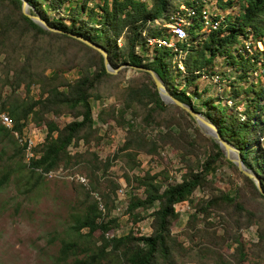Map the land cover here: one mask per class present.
<instances>
[{"label": "trees", "instance_id": "16d2710c", "mask_svg": "<svg viewBox=\"0 0 264 264\" xmlns=\"http://www.w3.org/2000/svg\"><path fill=\"white\" fill-rule=\"evenodd\" d=\"M26 1L30 11L39 13L48 25L60 29H46L34 22L21 11V0H0V53H4L6 61L5 80L13 87L23 83L27 92L33 83H39L41 88L38 98L20 100L8 97L0 104V111L7 112L13 121L11 128L0 124V130L13 141L15 152L21 157L23 147L17 144L12 130L21 132L29 117L36 124L43 121L46 125L43 140L34 147L38 155L29 164H21L29 175L35 177L36 181L43 177L44 171L62 166L74 172L77 165L81 164L89 178L90 190L100 191L102 174L99 172L105 174L111 164L110 159L99 160L94 151H70L72 144L79 140L88 143L97 131L90 98L100 97L95 92L97 86L119 73L107 71L101 53L71 34L79 35L101 46L113 67L125 63L153 69L173 96L191 106L193 102L189 87L193 85L192 95L201 99V104L206 106L204 111L199 112L217 126L224 139L239 149L243 163L259 179L262 189L261 192L253 179L240 171L244 185L250 188L246 199L239 190L233 195L219 189L201 202L194 203L195 209L188 216V227L196 230L194 223L198 213L205 219L214 209L224 210L227 216H222V220L228 224L226 235L217 237L214 231L207 234L209 244L198 249V257L211 254L214 264H240L244 261L264 264V83L255 87L254 81L248 80L255 69V62L264 67V0H216L222 9L236 2L239 10L231 19L220 13L212 14L211 19L217 24L215 27L207 26L202 38L198 34L204 26L201 12L203 0H92L90 7H87V3L91 0H81L70 6L66 14L68 22L59 15V10L72 0ZM181 5L183 8H180ZM190 8L194 13L187 15ZM40 9H44L45 13L42 14ZM48 10L57 11L58 14L49 16ZM82 14L86 17L83 18ZM176 14L188 20L185 25L187 38L175 41L176 50L159 43L150 45L147 39L151 37L169 40L171 33L162 24L172 21ZM44 36H59L85 48L87 56L80 63L81 72L77 78L68 81L61 75L63 69L68 70L73 64L57 66L51 76L45 75L43 67L38 66L39 57L46 58L52 43L47 39L42 41ZM119 38L120 43L117 41ZM245 40L255 45V52L249 53L245 48ZM257 41L261 42L262 48L257 46ZM150 46L152 51L148 52ZM216 57L225 58V63L232 65L236 72L230 81L234 87L229 97L234 99L231 106L228 103H216L212 97H202L203 91L199 92L195 83L200 76L215 74L217 70L213 67ZM178 61L182 62L184 69L179 67ZM9 71L12 72L10 77ZM173 74L181 75L183 81H174ZM237 79L250 82L243 92L251 91L252 95H247L245 100L236 99L242 93L235 84ZM121 98V107H101L97 112V118L102 123L111 118L118 124H127L125 140L113 158L124 156V161L132 168L138 164L135 160L138 152L158 153L157 150L169 142L174 149L181 150L179 158L186 164L183 166L185 171L180 181L167 184L156 179L159 173L151 174L149 171L135 176L132 185L128 179L129 185L134 189L142 188L144 195H130L126 212L135 222L142 218L137 209L152 208L149 234L136 235L129 230L107 237L105 234L117 226V217L103 213L98 201L86 189L81 207L71 215L67 233L60 238L50 264H176L178 256L186 255L194 248H185L170 233L171 224L178 216L174 204L188 200L196 188L212 182L213 179L207 176L223 160L236 169L224 158L218 144L203 135L198 128H195L198 138L209 146L202 151V159L198 155L200 145H194L195 140L190 139L183 129L177 135L162 131L155 137H147L144 127L133 123V119L130 121L125 118L127 113L135 118L143 111V125L151 126L155 118H159L157 114L168 110L169 105L160 99L148 72L141 71V76L130 77L121 90ZM243 101L246 102L240 112L236 106ZM171 105L192 118L178 105ZM49 112H68L72 118L61 125L44 117ZM164 121H169L168 115ZM86 154L88 158L84 157ZM191 154L193 157L188 158L187 155ZM13 171L14 168L9 166L0 172V185L9 181ZM109 182L114 188L118 186L114 181ZM105 205L107 210V202ZM207 224L212 223L208 221ZM251 224L255 226L256 240L245 241L238 230ZM95 231H99L98 234ZM196 232H190V239ZM228 239L234 245L230 258L221 251Z\"/></svg>", "mask_w": 264, "mask_h": 264}, {"label": "rangeland", "instance_id": "374dc122", "mask_svg": "<svg viewBox=\"0 0 264 264\" xmlns=\"http://www.w3.org/2000/svg\"><path fill=\"white\" fill-rule=\"evenodd\" d=\"M80 1L81 0H72L63 8H60L59 11L61 14L59 15L64 17L65 22L69 21V17L66 14H68L70 6ZM146 1L149 2V0ZM92 2V0L89 1L87 7H90ZM203 5L211 15L220 13V15L228 19H231L239 10L236 2L233 3L232 6H227L224 9L217 4L216 0H203ZM180 8H183V5H181ZM40 10L42 14L45 13L44 9ZM48 11L49 16L58 14L57 11ZM82 16L83 18L86 17L85 14H82ZM169 23L170 22H165L162 24V26L167 27L168 32H170ZM205 33L206 31L202 28L198 36L202 38V36H205ZM187 36L188 32L186 30V38ZM46 39L51 41L52 49H49L50 52L47 54L46 58L40 56L38 62V66L43 67L45 75L51 76V73L57 69V66L73 64L68 70L63 69L61 75L68 81L77 78L81 72L80 63L85 61L87 56L85 48L78 43L59 36H44L42 41ZM117 41L120 43V38L117 39ZM175 41V36L170 35L168 42L175 43ZM259 45L262 46V44ZM147 51H152L151 46ZM252 52H255V49L251 47L249 53ZM182 54H184V52ZM75 61L76 63H74ZM177 63L184 69L182 62L178 61ZM5 64L4 53H0V104L2 101L7 100L8 97L28 100L27 97L38 98L40 96L41 88L39 83H33L29 87L28 92L25 90L23 83L17 87L11 86L5 80ZM254 65L255 69L250 77H248V80H253V85L258 87V85L264 83V67L260 65L259 62H255ZM213 69L217 70L215 71L216 73L221 74L219 79H215L214 75L200 76L195 81L198 91H203L201 92L202 97H212L216 103H228V101H230L229 106L233 105L234 99L232 100L229 97L231 90L234 89V87H232L233 83L230 82L234 79V75L236 74L234 67L229 63L226 64L225 58L216 57ZM118 71L119 73L116 77L105 79L97 86L95 92L99 93L100 97L95 98L92 96L90 98L93 107L94 125L97 127V131L89 139L88 143L79 140V142L72 144L70 147V151H94L101 161H106L107 159L111 160V164L105 171V174H103V171L99 172V174H102L100 191L90 190L88 183L89 178L86 174L84 165L81 164L77 165L75 169L77 172L85 175L87 179L86 184H81L64 177L45 178L43 176L41 179L35 181V177L29 175L27 170L21 166L22 162H24L23 157L15 152L13 141L0 130V172L9 166L14 168L9 181L0 185V264H50L53 256L57 252L60 238L67 233V225L71 222V215L73 212H77L81 207V202H83L85 195L84 191L86 189H89L91 197L98 201V205L103 213L117 217V226L108 232L121 234L132 230L136 235L149 234L151 232L152 217L150 216V212L152 208L147 210L137 209L142 218L135 222L131 220L130 214L126 212V205L130 195H144L141 191L142 188L134 189L131 186L133 184V179L135 176H141L146 171H149L151 174L159 173L156 179L162 181L164 184L180 181L181 174L185 171L183 167L185 162H182L179 158L181 157V150L174 149L169 142H165L164 146L157 150L158 153L148 154L147 152H138L135 156V160L138 164L132 168H129L128 164L124 161V156L119 155L113 158V155L119 151V148L125 140L127 124H118L111 118H108L107 122L102 123L97 118V112L101 107L109 108L114 105L115 107H121V90L127 85V80L130 77L137 78L141 76V71H136L124 66L119 67L116 71L111 73H117ZM11 73V71L8 72L9 77ZM172 79L176 82L183 81L181 75L173 74ZM249 83L250 82L247 80H236L235 84L242 92L241 95L236 98L237 100L241 98L245 100L247 95H252L251 91L246 93L243 92L244 87ZM192 89L193 85L189 87V94L193 102L192 107L196 111H204L206 106L201 104V99L198 100L192 95ZM245 102L246 101L237 103L236 107L238 111H243ZM166 104L169 105L168 110L165 113L157 114L159 118H155L151 126L143 125L142 116L144 113L141 110L140 114L135 118L132 117L131 113H127L125 118L129 120L133 119V123L144 127L147 137H155L158 132L162 131H171V133L177 135L179 132H182L183 129L190 139L195 140L194 145H200L198 147L200 150L198 155H200L202 159L204 157L202 151L209 146L202 139L198 138L195 128H198L203 135L205 134L192 118H189L177 108L173 107L171 105L173 103ZM0 112H2V110ZM200 113L206 117L202 112ZM166 115L169 116V121H164ZM241 116L243 115L241 114ZM44 117L54 120L61 125L72 118L68 112H49L46 113ZM26 125L33 128L34 126L38 127L36 128L37 130L35 129L36 140H42L44 138L46 134V125L43 121L40 124H36L32 118L29 117ZM97 136L99 140H97ZM188 156L193 157L192 154L187 155V157ZM84 157L88 158V154ZM224 158L228 160L225 156ZM231 163L236 169L223 160V162L207 176L213 179L212 182L207 186L196 188L188 200L174 204L178 216L171 224L170 233L174 235L185 248L188 246L194 248L186 255L178 256L176 258V264H214L211 254H205L204 257L199 258L198 249L204 244H209L207 234L212 231H214L217 237L219 235H226L228 224H225L222 220V216H227L224 210L214 209L205 219L202 218L201 213H198V219L194 223L195 229L200 230L198 233L196 230L187 226V220L189 214L195 209L194 203L206 199L211 192L216 193L221 189L224 192H229L234 195L239 190L241 196H244V199L250 194V188L244 185L243 179L239 173L240 170L233 162ZM128 179L132 181L131 185H129ZM110 180L118 183V186L114 188L109 182ZM105 202H107L108 211L106 210ZM248 204L250 205L251 203ZM208 221L212 224H207ZM194 231L196 234L190 239V232L193 234ZM238 231L241 232L242 238L245 241L256 240L255 226L253 224L248 227L243 226ZM98 232L99 231H95V234H98ZM210 235L209 239L211 238ZM233 246V242L228 239L223 243L221 251L230 258L229 254L233 252ZM240 264H249V262L244 261Z\"/></svg>", "mask_w": 264, "mask_h": 264}, {"label": "water", "instance_id": "95a60500", "mask_svg": "<svg viewBox=\"0 0 264 264\" xmlns=\"http://www.w3.org/2000/svg\"><path fill=\"white\" fill-rule=\"evenodd\" d=\"M21 11L28 16L30 19H32L34 22L39 24L40 26L46 28V29H51V30H56L60 31V29L54 28L50 25L47 24L46 20L40 16L39 13L37 12H32L30 11V5L26 0H21ZM71 34V33H70ZM73 37L83 41L84 43L88 44L89 46L93 47L94 49L98 50L102 57H103V64L104 67L106 68L107 71L109 72H114L116 71L119 67H129L132 68L133 70L136 71H145L148 72L152 78V80L155 83L156 89L158 91V94L160 96V99L164 101L165 103H173L184 109L191 117L192 119L196 122L198 127L201 129V131L213 139L219 146L221 152L224 154V156L233 162L237 168L246 174L248 177L253 179L256 187L262 192V189L260 187L259 179L252 173V171L246 167V165L243 163L240 155V151L237 147H235L231 142L228 140L224 139L220 133L218 132L217 126L206 116H203L199 111H196L190 104L187 102L181 101L175 96H173L166 88L164 83L162 82L161 77L158 75L156 71H154L151 68L143 67V66H132L129 64H121L118 67H113L107 57L106 51L99 46L98 44L85 39L79 35L71 34Z\"/></svg>", "mask_w": 264, "mask_h": 264}, {"label": "built area", "instance_id": "2783aa9c", "mask_svg": "<svg viewBox=\"0 0 264 264\" xmlns=\"http://www.w3.org/2000/svg\"><path fill=\"white\" fill-rule=\"evenodd\" d=\"M202 20L204 23L203 29L206 30L207 26H211V27H215L217 24V21H213L211 19V13H209L207 11V9L205 7L202 8ZM194 11L190 8L187 10V15H191L193 14ZM188 23V20H186L185 17L179 16V14H176L173 18L172 21H170L169 23V31L171 32V35H174L177 40H183L186 37V27L185 25ZM148 43L149 44H154V43H159L162 45H166V46H172L174 50H176V45L175 43H170L167 40L161 38V37H151L148 38ZM252 42L250 41H246L245 42V48L247 50H251L252 48H255L254 44H251ZM257 46H259V48H262V46H260L259 44H261L260 41H257ZM179 67L182 68V66L179 64ZM197 72V71H195ZM214 75L215 79H219V76L221 74L216 73L212 74ZM230 101H228L229 104ZM243 117V116H242ZM0 123L7 127V128H11L13 125V121L10 118L9 114L5 111L0 112ZM28 125H25L24 128L22 129L21 132H18L17 130H12V134L14 136V138L16 139L17 143L23 147V161L26 164H29L30 160L34 157H36L38 155L37 152L34 151V147L40 143L42 140H36L35 139V128L34 130L30 131V127H27ZM40 170V169H38ZM43 176L45 178H54V177H64L66 179L69 180H73L76 181L78 183L81 184H86L87 183V179L85 177V175L74 171L71 172L68 169H64L62 166H59L55 169H50L48 171H44L42 172ZM186 201V200H184ZM182 202V201H181ZM179 203V202H178ZM107 237H111L113 235H118V233H111V232H107L105 234Z\"/></svg>", "mask_w": 264, "mask_h": 264}, {"label": "crops", "instance_id": "0c3cea01", "mask_svg": "<svg viewBox=\"0 0 264 264\" xmlns=\"http://www.w3.org/2000/svg\"><path fill=\"white\" fill-rule=\"evenodd\" d=\"M27 127H30V126L28 125ZM34 128L36 129V128H38V127H35V126H34ZM34 128H33V127H30V131L34 130ZM36 130H37V129H36ZM34 136H35V138H36V132H35Z\"/></svg>", "mask_w": 264, "mask_h": 264}]
</instances>
